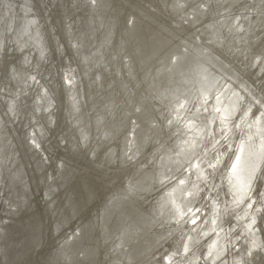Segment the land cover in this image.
<instances>
[{"label":"bare ground","instance_id":"bare-ground-1","mask_svg":"<svg viewBox=\"0 0 264 264\" xmlns=\"http://www.w3.org/2000/svg\"><path fill=\"white\" fill-rule=\"evenodd\" d=\"M43 1L38 11L32 0H0V222L14 215L13 229L33 226L31 188L46 185L44 175L28 173L26 200L11 203L3 190L11 189L12 174L20 169L10 138L1 140L4 133H16L31 109L21 103L24 68L51 66L54 76L57 67L53 70L57 60H52L43 37L47 28L53 37L50 22L62 0ZM105 1L90 0L87 12L93 13L83 21L88 37L77 39L83 18L78 6L66 24L75 53L65 60L64 78L73 87L65 125L56 90L53 96L47 90L53 88L50 82H38L40 91L31 103L36 114L44 111L50 120L42 129L37 124L44 129L41 139L32 136L37 147L52 158L65 152L54 158L50 171L58 174L64 161L68 166L63 180L57 178L58 189L51 196L43 194L46 218L50 214L59 226L53 223L51 235L50 225L43 228L45 237L36 242L32 264H159V256L171 260L162 253L179 240L178 248L169 250L177 255L176 264H264V0H203L204 9L194 8L192 16L185 8L198 0H108L106 6ZM179 17L185 23L180 25L184 35H178L184 50L166 38L152 44L155 38L175 34L179 22L178 28L173 22ZM127 20L131 24L125 29ZM192 30L198 38L191 40L185 31ZM169 53L173 61L167 63ZM121 56L125 62L119 75L110 72L109 65L115 66ZM85 62L92 67L83 69ZM30 75L34 80L35 73ZM247 82L256 88L253 97ZM111 85L120 91L109 92ZM208 97L213 98L207 103ZM171 100L175 112L163 116ZM172 119L176 137L168 133ZM219 166L221 172L214 176ZM84 171L87 177L81 175ZM176 172L181 173L178 178L163 187ZM15 182L19 186L21 178ZM160 186L163 190L150 198ZM104 208L108 217L102 214ZM72 220L68 225L82 222L84 233L81 224L61 230ZM57 231L60 239L83 236L84 244L51 258L47 252ZM29 243L21 242L17 256L11 248L7 264H22ZM0 264H6L5 255Z\"/></svg>","mask_w":264,"mask_h":264},{"label":"water","instance_id":"water-1","mask_svg":"<svg viewBox=\"0 0 264 264\" xmlns=\"http://www.w3.org/2000/svg\"><path fill=\"white\" fill-rule=\"evenodd\" d=\"M69 1L70 0H62V1H59L57 3V8L54 10V14L52 15V20L50 22L51 29L53 31V34H52L53 37L50 35V31H49L48 28L46 29V38L43 37L45 45H47L48 48H49L48 52H50L51 49L53 51L52 60H55V59L57 60V61L55 60L57 63H55V65H53V70L57 66L55 68V70H54V76L52 75L53 71L49 72V69L51 68V66L48 67V68L46 66L47 70L45 68H43V69L38 68V71L36 70L37 69L36 66L33 65V64L29 65V66H26L24 68V70H26V71H24V73L21 75V77H23L24 80H22V82H19V91L21 90V96L24 98L21 101V103L23 102V105H24L23 108L29 105L31 109L29 110V113H28L27 117L25 118V120L22 122L24 124H22V123H21L22 125L20 124L19 129L16 130L15 134H12L11 132L9 134L4 133L2 138H1V140H3V143H5V141H6V139L8 137L10 138V140H11L10 141L11 142L10 143V147H11V149L14 150L15 161L18 162L19 169H20V171L16 170L12 174V178L11 179H12L13 182L10 185V188L13 189V190L9 189V187H7L6 189L3 190V191H7V194H8V197H9L11 203L17 204V205H21V202L22 201L24 202L26 200L27 192L30 190L29 183H28L29 182L28 181V173L37 172L39 174V176L40 175H44L43 180H44V183L46 182V185H41L40 184V185L36 186L35 188H31V192L35 195L34 200H35L36 207L33 204L30 205L29 210H31V212H32L34 210V207H35V210H34V215H32V214L29 215V220L31 222H33L35 224V226H34V224H33L32 227L26 226V227L29 228V230H26V231H25L26 227L23 226V225H20L19 228L16 226V228L13 229V225H15V224L11 220H16V219L13 217L14 215H11V214H10V220H8L6 222L5 221L4 222L3 221L0 222V259H1V261L4 262V255H5L6 264L8 262V259L11 258L10 254H12V251L10 249L12 248V249L16 250L13 253V256H17L18 253H19L18 249H19V246L21 245L22 241L30 242L29 244H26L25 250L22 252V254H23V257H22L23 258V262H22V264H32V262H31L32 257H33L32 254L36 253V248H35L36 242H37V240L40 239V237H42V236L45 237V232H44L43 228L44 227L47 228L50 225V228L47 231V235H51L52 232H50V230L52 229L53 223L57 224V226H59V224L55 222L54 218H52L50 216V214L48 215L49 218H46L47 216L45 215V206L48 208V205H47V200L43 199V194L51 196V192H53V190L55 188L58 189V187H59V186L56 187V185L60 184V181H58V179H61V181L63 180L64 173H66V170L68 168V166L66 165L65 161H64V163L62 162L61 164H59L60 172L58 174H53V172L50 171V170L51 169L53 170L54 163H55L54 162V158L55 157H59V156L60 157H64L63 154L65 152L64 153H62V152L53 153V158H52V156L49 155L47 152L44 153L45 152L44 150L41 151L37 147V144L35 143V141H33V137L35 139L39 140V139L42 138L41 136L44 134V129H43V132H41V130H39V127H38L37 124H39L41 129H42V127L44 125L48 124L50 122V120H49L48 116H46L44 114L45 113L44 111H42V113L40 115L36 114V112L34 111V108L32 107L33 105H31V103L36 101V100L32 101L33 97H34V95L38 94V92L40 91V86L41 85H39V83H42L41 81H43L45 84L48 83V82H50V84H52L51 87H53V88H49L46 85L47 86V90L50 93V96L51 95L53 96L54 95L53 90H56L55 94H56V97H57L58 101L63 105V113H64V115L66 114L65 113L66 106L67 105L69 106V104H68V97H69L68 94L70 95V92H71L70 89L73 88V87H72V84H71V86H69V82L64 78L65 66H66V64H69V61H65V60H66V58L69 59L71 57V53H75V52L73 51V46H71V45H73L72 42L71 41L69 42V39L67 38V37H69V35L67 33V28L70 26V23H69V26L66 25V24L73 17V13H74L73 12V10H74L73 8L75 6H78L79 9L82 10L83 18L81 19L80 23L78 22L79 29H80L82 35L81 36L77 35V39L79 40L80 37H83V36L88 37L86 35V33H85L84 28H83L84 27L83 21H84V18L87 20V15H89L90 13H93V12H87L88 8L90 10V6H91L90 5V0H88V1L87 0H73L75 4L72 3V2H69ZM97 1L102 3L101 0H97ZM200 1H203V0H198L194 4V6L185 8V11L188 12V13L191 10V12H190L191 14H189V16H192V14L195 13L194 8H196V9L197 8L204 9V7L200 3ZM107 2H108V0L105 1V4H104L105 6L107 5ZM32 3L35 5V7H37L36 9L38 11H40L41 10L40 7L44 3V1L43 0H32ZM93 3H94V1H93ZM116 3L117 2H113V4H116ZM199 3H200V5H199ZM109 5H110V3H109ZM96 8H97V6H96ZM217 12H218V10H217ZM38 13H40V12H38ZM35 14H36V12H35ZM84 16H86V17H84ZM88 17H89V21L93 22L92 16H88ZM174 20L175 21L173 23L177 26V28H178V22H179L178 31L175 34L173 33V34H169L168 36L164 35V36L158 37L157 39L155 38L152 41V44L159 45L161 43V41H162V38H166V39H168L169 43L172 46L178 45L176 47V49H178V50L179 49H181V50L183 49L184 50V46H183L182 42L180 41V39L178 38L179 37L178 35L179 34L180 35H184L183 27H180V25L181 24L184 25L185 23L183 22V19H181L180 17L179 18H175ZM127 22L128 23H125L126 24L125 25V29L128 26H130V24H131L129 20H127ZM197 28H198V30H200L199 26ZM200 31H198V32L200 33ZM185 34H189V35L192 34L191 37H190L191 40H192V38H194V37L196 38L197 37L193 30L192 31H185ZM169 36L171 37L172 42H171ZM201 36H202V39L205 40L204 39L205 38L204 35H201ZM175 42H176V44H174ZM166 49H170V47H168ZM25 52H26V50L25 51L22 50L21 53H20V56L23 57V59H24V56H25ZM259 53H261V52H259ZM17 56L18 55L16 54V56H15L16 59L13 60V63H15V64H17ZM58 58H60L59 61H58ZM165 59H166L167 63H170L171 61H173L171 53L166 55ZM121 62H123V63L125 62V60H122V56H121V58H118V62L116 63L115 66L111 67L109 65V71L112 69L113 72L115 71L119 75V73H120L119 69H121ZM7 63H8L7 64V69H8L9 61ZM46 64L49 65V62L46 63ZM84 64H85V66L83 67V69H85V67H86V69H90L92 67L90 65L86 66V62ZM255 65H256V63H255ZM94 67H96V66H94ZM40 70H43V71L46 70V72L43 74V72H40ZM19 71L20 72L22 71L21 68L19 69ZM209 71H211V70L209 69ZM31 73L32 74L35 73L34 80L30 79L31 78V75H30ZM107 80H108V77H106L105 82ZM115 81H116L115 83L117 85H119L120 80L116 78ZM6 82H4V87H5ZM30 82L32 84L28 85ZM251 83L252 82H247L246 85L249 86ZM24 86H25V88H24ZM249 89L251 90V91H249L250 92L248 94L249 96H252L253 93H256V88L255 87H253V86L250 87L249 86ZM108 90H109V92L110 91L112 92L114 90L115 91H120L119 87L113 88L112 85L108 88ZM106 92H107V90H106ZM48 97H49V94H48ZM212 98L213 97H210V98L208 97L207 98V103H208V101H211ZM187 99H189V98H187ZM173 100H171L170 103L167 102V104H168L167 109H165V107L163 105V107L165 109V112L162 111L163 112V116L166 113L167 114L171 113V111L173 113L175 112V108H172V107L175 106V104H174L175 101H173ZM181 100H183V97L181 99L176 100V102H180ZM189 101L193 102L190 99H189ZM41 104L44 105V102H41ZM20 109H21V107H20ZM190 109H191V112H192L193 111V107L191 106ZM143 114H144V116H148L147 113L143 112ZM157 114H159V113H157ZM32 116H35V117L32 118ZM63 117H64L63 114H61L60 118H59V126H60V124H61V122L63 120ZM128 118H129V116H128ZM154 118H156V117L154 116ZM65 121L67 122L66 115H65V120H64L63 126L65 125ZM163 122H164V120H163ZM173 122H174V120L172 119V124L168 125L170 130L173 127ZM158 123H159V125L163 124L161 122H158ZM31 128L33 129V133L32 132L30 133V131H29V129H31ZM75 130L76 129H70L67 132H69V133L71 132L73 134H76ZM143 131H145V130H143ZM167 131H168V129H167ZM171 131H172V134H171ZM171 131H168L170 136L176 137L178 135V132H177L178 130H175V132H173V130H171ZM65 133L66 132L64 131L63 134L65 135ZM136 136H138V135L136 134ZM73 138H75V137H73ZM139 140L141 141L143 139H139ZM74 144L77 145V139L74 141ZM207 157H209V155ZM194 158L195 157H192L191 160L193 161ZM220 167L221 166H219V169L216 170L217 171L216 175H215V173L213 174L214 176H218L220 174V172H221L220 171L221 170ZM185 171H187V173H188V169H186ZM44 172H45V174H44ZM105 172L108 173V170L106 169ZM176 173H177V175H174L175 173H172V175H173L172 177L171 176L167 177V179L165 180V184H164L165 186H163V187H167L168 188V186L170 184H172L178 178V176L181 174L180 172H176ZM81 175L87 177L86 176V171H84ZM1 176L3 178V173L2 172H1ZM19 177L21 178V183H20L19 186H17L15 181H16V178L18 179ZM13 178H15V179H13ZM128 180L129 179L125 178V181H128ZM113 184H115V183L113 182ZM43 187H44V190H42ZM163 187L160 186L158 188V190L156 192H154L153 195L150 198H152V197L156 198V196L158 195V192L163 190ZM118 191H120V190H118ZM121 191H123V190H121ZM67 193L69 194V192H67ZM112 198L114 199L115 197H112ZM112 198H111V200H112ZM111 200H110L108 205H110ZM191 202H193V204L198 203L199 202V197L196 198V199H193ZM188 203H189V201H188ZM108 205H107V207H108ZM1 206L2 205H0V207ZM103 206H105V205H103ZM103 206H101V207H103ZM106 208H104V210L101 209L102 210V214L104 215V217H108L107 212L105 210ZM101 210H100V212H101ZM0 212H2L1 208H0ZM100 212H99V214H100ZM203 214H204V211H203ZM135 216L137 217V215H135ZM258 220H259V217H258ZM111 222H112V220L109 222V224H111ZM73 223H74V221L72 220V221H69V223H67L65 226L62 225L61 226V230L63 228H65L66 226L72 225ZM79 224L82 225L80 227V230H82V232L84 233L83 223L80 222ZM79 224L75 223L73 226H69V228L72 227L74 229V227H78ZM256 227H258V224H257ZM21 228H24V230L21 233H19L18 236H12L15 233L14 230H19V232H20ZM262 230H263V233H264V229H262ZM60 231H57L56 235H54V239H53L50 247L48 248L47 255L49 257H51V258H53L55 256H62L64 252L69 253V252L76 251L77 249L80 248V246H82L84 244L83 236L76 237L73 240L70 237H68V238L66 237V238L60 239L59 236L62 234ZM257 231H258V229H257ZM75 233L77 234L79 232L76 231ZM56 238H57V240H56ZM179 242L181 243V240H179ZM179 242H175V243L171 242V244H168V246H166L165 248L163 247L165 250L163 251L162 254L163 255H165L166 253L170 254V259L171 260L167 261L166 260L167 257L165 256L164 257V260H166V262H165V261H163L162 256H159V258H158L159 259L158 260L159 264H176L177 258H175V257H177V255L173 254V253H170L169 250H170L171 247H174V249H176V247L178 248V246L180 244ZM138 252H140V250Z\"/></svg>","mask_w":264,"mask_h":264}]
</instances>
